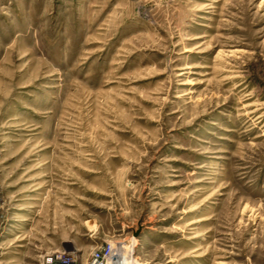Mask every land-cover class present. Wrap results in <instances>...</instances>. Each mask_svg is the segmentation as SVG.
I'll list each match as a JSON object with an SVG mask.
<instances>
[{"label": "rangeland", "instance_id": "374dc122", "mask_svg": "<svg viewBox=\"0 0 264 264\" xmlns=\"http://www.w3.org/2000/svg\"><path fill=\"white\" fill-rule=\"evenodd\" d=\"M107 245L264 264V0H0V264Z\"/></svg>", "mask_w": 264, "mask_h": 264}, {"label": "built area", "instance_id": "2783aa9c", "mask_svg": "<svg viewBox=\"0 0 264 264\" xmlns=\"http://www.w3.org/2000/svg\"><path fill=\"white\" fill-rule=\"evenodd\" d=\"M118 255L112 245L94 250L88 264H118Z\"/></svg>", "mask_w": 264, "mask_h": 264}, {"label": "bare ground", "instance_id": "6f19581e", "mask_svg": "<svg viewBox=\"0 0 264 264\" xmlns=\"http://www.w3.org/2000/svg\"><path fill=\"white\" fill-rule=\"evenodd\" d=\"M116 252V251H115ZM121 257V256H120ZM121 258L118 257V262H120Z\"/></svg>", "mask_w": 264, "mask_h": 264}]
</instances>
